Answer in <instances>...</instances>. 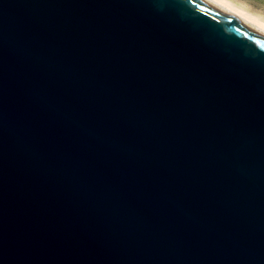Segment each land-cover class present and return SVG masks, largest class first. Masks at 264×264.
I'll return each instance as SVG.
<instances>
[{
    "label": "water",
    "instance_id": "obj_1",
    "mask_svg": "<svg viewBox=\"0 0 264 264\" xmlns=\"http://www.w3.org/2000/svg\"><path fill=\"white\" fill-rule=\"evenodd\" d=\"M0 264H264V36L203 0H0Z\"/></svg>",
    "mask_w": 264,
    "mask_h": 264
},
{
    "label": "bare ground",
    "instance_id": "obj_2",
    "mask_svg": "<svg viewBox=\"0 0 264 264\" xmlns=\"http://www.w3.org/2000/svg\"><path fill=\"white\" fill-rule=\"evenodd\" d=\"M264 36V13L242 0H203Z\"/></svg>",
    "mask_w": 264,
    "mask_h": 264
},
{
    "label": "rangeland",
    "instance_id": "obj_3",
    "mask_svg": "<svg viewBox=\"0 0 264 264\" xmlns=\"http://www.w3.org/2000/svg\"><path fill=\"white\" fill-rule=\"evenodd\" d=\"M255 10L264 13V0H242Z\"/></svg>",
    "mask_w": 264,
    "mask_h": 264
}]
</instances>
